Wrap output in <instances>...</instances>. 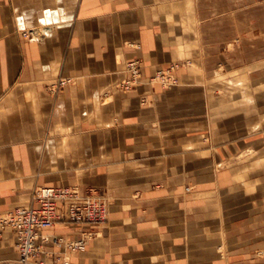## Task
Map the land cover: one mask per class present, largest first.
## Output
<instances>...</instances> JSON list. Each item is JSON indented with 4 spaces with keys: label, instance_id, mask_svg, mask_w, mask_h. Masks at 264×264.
Instances as JSON below:
<instances>
[{
    "label": "crops",
    "instance_id": "0c3cea01",
    "mask_svg": "<svg viewBox=\"0 0 264 264\" xmlns=\"http://www.w3.org/2000/svg\"><path fill=\"white\" fill-rule=\"evenodd\" d=\"M40 186L108 201L99 227L45 230L99 232L74 264H264V0H0V215Z\"/></svg>",
    "mask_w": 264,
    "mask_h": 264
},
{
    "label": "built area",
    "instance_id": "2783aa9c",
    "mask_svg": "<svg viewBox=\"0 0 264 264\" xmlns=\"http://www.w3.org/2000/svg\"><path fill=\"white\" fill-rule=\"evenodd\" d=\"M39 34L43 33L36 28L22 33L26 38H35ZM126 69L127 78L122 83V88L130 90L138 85L141 77L139 61H129ZM178 69V64H171L166 69L159 70L152 81L165 88L177 85ZM74 82L71 77L59 78L49 85V90L57 94ZM108 214V201L103 197L82 196L76 186H40L33 192L30 207H17L0 215V235L5 229L15 232L19 252L15 264H48L46 257L51 255L47 249L48 243L62 251L59 253H63L61 256L56 252L55 259H62L63 264H74L70 259L71 253L85 250L89 241L97 237L99 232L84 229L79 238L67 239L59 234L48 236L44 234L45 230L70 224L99 227L108 221Z\"/></svg>",
    "mask_w": 264,
    "mask_h": 264
},
{
    "label": "rangeland",
    "instance_id": "374dc122",
    "mask_svg": "<svg viewBox=\"0 0 264 264\" xmlns=\"http://www.w3.org/2000/svg\"><path fill=\"white\" fill-rule=\"evenodd\" d=\"M258 255H264V249L260 250L259 252H257Z\"/></svg>",
    "mask_w": 264,
    "mask_h": 264
},
{
    "label": "bare ground",
    "instance_id": "6f19581e",
    "mask_svg": "<svg viewBox=\"0 0 264 264\" xmlns=\"http://www.w3.org/2000/svg\"><path fill=\"white\" fill-rule=\"evenodd\" d=\"M190 190V189H189Z\"/></svg>",
    "mask_w": 264,
    "mask_h": 264
}]
</instances>
